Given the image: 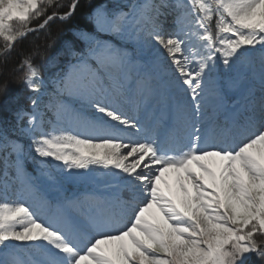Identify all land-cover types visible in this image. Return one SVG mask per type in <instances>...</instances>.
Returning a JSON list of instances; mask_svg holds the SVG:
<instances>
[{"label":"snow or ice","instance_id":"obj_1","mask_svg":"<svg viewBox=\"0 0 264 264\" xmlns=\"http://www.w3.org/2000/svg\"><path fill=\"white\" fill-rule=\"evenodd\" d=\"M80 4L0 0V58ZM86 6L56 71L39 46L12 69L0 264H264V0Z\"/></svg>","mask_w":264,"mask_h":264},{"label":"trees","instance_id":"obj_2","mask_svg":"<svg viewBox=\"0 0 264 264\" xmlns=\"http://www.w3.org/2000/svg\"><path fill=\"white\" fill-rule=\"evenodd\" d=\"M61 4L64 5L62 8H49L48 13L52 11L64 12L67 11V5L70 3V0H59ZM87 0H81L80 6L77 8L76 13L67 21H61L55 19L51 21L47 28L37 33H30L24 39L18 41L15 44L13 50L5 58H0V87L3 86L4 82H8V87L6 92H0V118L11 119V114L9 111H6V107L15 108L18 106L27 107V101L24 98L28 93L21 92L22 85H19L13 81V77L19 75V73L13 72L12 69L15 67L20 60V53L30 52L37 46H39L42 56L38 55L34 58L33 63L40 69L41 74L47 78L52 72L56 71L55 68L50 67L47 62L57 55L61 49V45L64 40L69 38L72 34V31L78 28H84L87 26V22L84 18L85 13L89 11V8L86 6ZM100 2V0H92L93 4ZM106 2L111 3L112 0H106ZM42 19V18H41ZM40 20H34L33 24H38ZM103 39H110V37H102ZM51 42V47L46 45ZM65 60L64 57H60V63H63ZM20 93V99L16 104H8L9 99ZM26 143V141H25ZM35 165L28 163L26 165V170L30 173L33 172ZM66 191L62 192L61 197L68 196L69 193L78 194L81 190L85 189L83 185H72L67 183L65 185Z\"/></svg>","mask_w":264,"mask_h":264},{"label":"rangeland","instance_id":"obj_3","mask_svg":"<svg viewBox=\"0 0 264 264\" xmlns=\"http://www.w3.org/2000/svg\"><path fill=\"white\" fill-rule=\"evenodd\" d=\"M142 116L144 115L143 113L141 114ZM150 115V113H148ZM30 173V172H29ZM71 183V182H70ZM72 184H78V185H86L85 186V191L82 194L90 193V192H96V193H105V189L101 185H93L89 183H72ZM90 185V186H88ZM77 196V195H76Z\"/></svg>","mask_w":264,"mask_h":264}]
</instances>
